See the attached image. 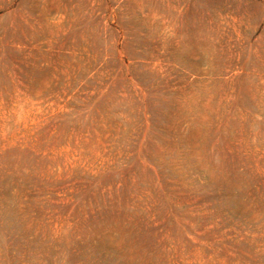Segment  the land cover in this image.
Returning <instances> with one entry per match:
<instances>
[{
  "label": "rangeland",
  "instance_id": "1",
  "mask_svg": "<svg viewBox=\"0 0 264 264\" xmlns=\"http://www.w3.org/2000/svg\"><path fill=\"white\" fill-rule=\"evenodd\" d=\"M0 264H264V0H0Z\"/></svg>",
  "mask_w": 264,
  "mask_h": 264
}]
</instances>
